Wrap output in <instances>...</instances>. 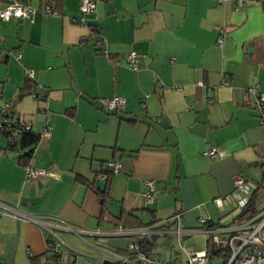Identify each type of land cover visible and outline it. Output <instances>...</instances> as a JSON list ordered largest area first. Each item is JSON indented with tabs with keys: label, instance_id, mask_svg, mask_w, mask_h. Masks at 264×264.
<instances>
[{
	"label": "crops",
	"instance_id": "crops-1",
	"mask_svg": "<svg viewBox=\"0 0 264 264\" xmlns=\"http://www.w3.org/2000/svg\"><path fill=\"white\" fill-rule=\"evenodd\" d=\"M19 2L37 10L0 18V116L10 102L39 138L21 148L0 133V264H115L103 250L126 256L137 239L159 259L187 264V253L204 250L213 261L240 221L234 177L264 187V112L250 92H264V0H97L92 14L81 13L79 0ZM95 26L107 56L84 39ZM129 52L140 56L137 70L125 65ZM27 70L38 97L17 98ZM115 95L124 108L105 111L102 100ZM45 123L52 130L41 137ZM212 146L226 154H201ZM108 161L120 169L107 181ZM27 166L49 173L26 180ZM147 180L157 188L152 203ZM97 187H106L103 201ZM259 201L254 193L246 209L254 214ZM2 204L61 218L75 232L48 219L67 246L55 254L44 230ZM202 215L206 224L197 222ZM196 233L203 244L191 242ZM172 236L178 251L169 243L155 251Z\"/></svg>",
	"mask_w": 264,
	"mask_h": 264
},
{
	"label": "built area",
	"instance_id": "built-area-1",
	"mask_svg": "<svg viewBox=\"0 0 264 264\" xmlns=\"http://www.w3.org/2000/svg\"><path fill=\"white\" fill-rule=\"evenodd\" d=\"M217 3H221L225 0H215ZM251 0H245L250 2ZM97 0H79V9L82 14H92L95 12ZM243 3V2H240ZM37 9L30 5L22 4L19 0H8L6 5L0 8V18L2 20H9L11 18H22L30 19ZM45 13H53V10L49 6L43 8ZM73 22H77L78 19L73 18ZM78 22H82L80 19ZM98 35L96 39L94 36ZM85 40L92 41L95 47H100L101 52L107 56V51L101 46L105 45V39L101 36V31L98 27L91 28L88 35L84 38ZM222 38L219 39L221 43ZM112 65H120L119 59H112ZM124 62L127 67L132 70L139 68L140 56L135 52H129L124 57ZM32 72L26 71V77H30ZM226 84V83H224ZM250 92L253 95L252 105L264 112V92H259L255 87L250 88ZM36 96L35 94H33ZM45 94H42V99H45ZM103 107L107 112H114L122 110L125 105V99L121 96H112L102 100ZM30 129L29 121H26L22 116L15 113L12 104L5 102L1 108L0 116V133L7 137L10 143L20 138L21 134ZM52 130L50 123H45L41 130V137H48ZM203 156L208 158H215L216 156H224L225 150L218 149L212 146L201 153ZM261 168L264 171V154L260 161ZM105 168L109 174H115L120 169V163L117 161H108L105 163ZM49 173L45 168H38L33 166H27L25 168V179L34 180L38 176ZM107 174L102 175L103 179L107 178ZM234 191L232 192L231 199L235 202V209L239 215V223L234 227L231 235L225 240L224 246L227 247L226 257L222 264H264V187H259L256 184L250 183L244 176L238 174L233 179ZM144 197L147 203L155 201L157 196V188L153 180H147L145 182ZM254 193H258L259 196V209L251 214L249 209H246L249 202L253 198ZM218 205L222 204L220 198L216 199ZM2 207L17 216H25L32 220L35 224L49 234L51 238V250L56 253H61V247H67L64 242L56 235L53 230V226L48 222V219L58 220L65 229L74 231L70 224L58 217L53 216H26L21 213L17 208H13L2 204ZM200 224H206L208 218L202 215L197 220ZM75 232V231H74ZM178 234L181 232L178 231ZM214 242L219 243L217 237H214ZM140 240L137 239L129 245V251L126 256H120L108 250H103L105 257L114 260L120 264H179L177 262L159 259L154 254H146L142 252L140 247ZM221 243V242H220ZM48 245V244H47ZM69 252H73L69 248ZM210 256L206 251H194L187 253V264H212L210 262ZM62 264H76L74 261H66Z\"/></svg>",
	"mask_w": 264,
	"mask_h": 264
},
{
	"label": "trees",
	"instance_id": "trees-1",
	"mask_svg": "<svg viewBox=\"0 0 264 264\" xmlns=\"http://www.w3.org/2000/svg\"><path fill=\"white\" fill-rule=\"evenodd\" d=\"M35 87H36V84L32 81V79L29 78V77H26V78H25V84H24L23 88L21 89L20 93L18 94V97H17V98H21V97H23L24 95H27V94H35L36 97H38V94H37L36 91H35ZM44 94H45L44 96L46 97V93H44ZM40 98H42V96H40ZM38 138H39V135L36 134V133H34V132H32V130H31V126H30V129L25 130V131L21 134L20 138L17 139V142L19 143V146H20L21 148H25V147H29V146H31L32 144H34V143L38 140ZM13 143H14V142H13ZM11 144H12V143H11ZM31 153H32L31 149L28 150V151H26V152L20 157V159H21V160H24V159L27 160V159H29V158L31 157ZM104 174H107V175H108L107 178H106L107 181H108L109 177H110L112 174H109L106 168H105V173H103L102 175H104ZM102 175H101V176H102ZM78 180L81 181V182H83V183H86V184H88V185H91V183H88V182H87L84 178H82V177H78ZM105 181H106V180H105ZM107 181H106V182H107ZM96 191H97V193L99 194V197L101 198V200L103 201L104 195L106 194V187H105V189H104L103 191L99 190L98 187H97V188H96ZM51 241H52V240H51L49 234H47V237H46V243L48 244V250H49V251H52L53 253L56 254V252H54L53 250H51V245L49 244V243H51ZM139 244H140L139 249H140L142 252H144V253H146V254H148V253L150 252V250H151V248H152V247H151L152 244H150L149 240H147V239H145V240H141ZM226 252H227V247H225V246L220 247L219 250H216V251L213 250L214 255H215V256H218V257H226ZM55 254H54V255H55ZM57 257H58V256H57ZM115 264H120V263L116 262Z\"/></svg>",
	"mask_w": 264,
	"mask_h": 264
},
{
	"label": "rangeland",
	"instance_id": "rangeland-1",
	"mask_svg": "<svg viewBox=\"0 0 264 264\" xmlns=\"http://www.w3.org/2000/svg\"><path fill=\"white\" fill-rule=\"evenodd\" d=\"M165 239L166 238L163 239L164 242L163 241L161 242V240L158 241L157 246L155 247V251L156 252H162V249L165 248V246H163L164 244H162V243H165V244H168L169 243L170 245H173L174 246V249L177 250V251L180 249V246L178 245V243H177V241H176V239H175L174 236L169 237L167 240H165ZM205 239H206V236L204 234H202V233H196V235L192 238L191 242H193V243L194 242L195 243H200V245H201V244L204 243ZM190 244H192V243H190ZM187 245L189 246V244H187ZM188 246H185V248H188L189 249ZM217 257L218 256H216L213 259L212 264H222V262L225 259L224 257H218V258Z\"/></svg>",
	"mask_w": 264,
	"mask_h": 264
},
{
	"label": "water",
	"instance_id": "water-1",
	"mask_svg": "<svg viewBox=\"0 0 264 264\" xmlns=\"http://www.w3.org/2000/svg\"><path fill=\"white\" fill-rule=\"evenodd\" d=\"M153 238V237H152Z\"/></svg>",
	"mask_w": 264,
	"mask_h": 264
}]
</instances>
